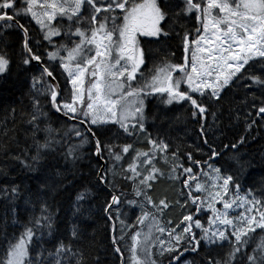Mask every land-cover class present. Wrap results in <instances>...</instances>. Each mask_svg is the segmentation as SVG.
Returning a JSON list of instances; mask_svg holds the SVG:
<instances>
[{"label":"snow or ice","instance_id":"6c2138e0","mask_svg":"<svg viewBox=\"0 0 264 264\" xmlns=\"http://www.w3.org/2000/svg\"><path fill=\"white\" fill-rule=\"evenodd\" d=\"M18 3L21 5L19 8ZM182 3L184 6L180 12L173 13L169 0H0V21L4 22L0 27H12L14 22L24 33L23 47L28 55L22 63L29 65L35 61L42 64L41 55L29 46L28 28L17 19L30 16L39 26L43 40L53 45L54 50L47 52L48 59L59 61L71 84L70 100L58 102L59 86L44 84L45 77L55 79L48 67H41L39 76L32 77L36 95L32 97L31 110L20 113L22 122L30 127L24 133L26 146L15 136L10 137L20 149L19 154L10 158L24 169L34 170V165L44 158V153L61 144V140L52 136L58 130L47 124L41 127L48 113L39 97L46 95L57 113L78 120V124L68 129L64 137L72 133L81 138L80 144L92 145L93 155L100 160H104L107 154L111 162L108 170L105 172L103 166H97L96 178L100 184H114L119 169L123 173L121 178L133 184L135 196H142L147 204L163 215L164 210L170 207L168 201L161 199L157 204L147 195L153 183L165 175L156 167L157 157L169 165V179L185 177L182 184L189 189L188 199L181 207L185 208L190 202L195 211L183 215L174 226L168 220L167 227L156 215L143 212L137 217L141 230L130 237L129 264H157L154 257L165 254L170 256L169 264H181L183 253L197 251L201 241L219 247H223L225 242L229 245L223 259H210L208 264H239L238 256L244 264H264V236L251 247L250 252L247 251L257 230L264 233V193L258 197L249 189L242 195L234 176L222 174L221 168L210 162L221 155L215 148L209 146L210 155L203 161L195 160L191 153H187L186 159L192 166L185 167L178 156L179 149L171 152L169 164V144L158 136L152 138L149 135L146 142L150 147L142 151L134 149L130 143L102 141L92 127L100 128L112 123L128 137L145 134V100L152 95H159L163 103L169 105L184 101L190 104L194 118H204L209 108L201 98L219 101L222 92L233 83L243 79L264 90V0H182ZM8 10H12L11 15ZM182 14H194L199 25L192 32H184L183 62L171 63L165 59L150 69L147 77L143 76L140 70L145 64V51L140 46L141 38H155L157 41L162 37L168 38L169 21L175 25L174 17ZM53 37L62 42L53 44ZM62 52L66 55H61ZM258 63L261 65L260 74H251L249 69ZM9 66L10 59L6 54H0V75L6 74ZM38 83L42 85L43 92L36 88ZM182 84L186 85L184 90H181ZM212 115L215 117V112ZM256 115L264 117V99ZM9 119L15 127V108L0 121L4 127L3 136L14 131V128L7 127ZM201 128L203 132V126ZM41 132L45 133L43 140L38 136ZM243 142L242 137L238 143ZM204 143L207 145V140ZM80 144L70 145L64 154L65 159H79L77 149ZM230 147L236 149L237 144ZM10 148L9 143H0V153H10ZM224 148L228 149L229 145H224ZM130 150L135 151V155L125 168L122 162ZM201 164L206 165L208 171L201 168L199 173H194L193 167ZM109 174L112 179H109ZM200 176L205 178L204 183L200 182ZM0 191L5 195L9 193L7 187ZM193 191L197 194L193 195ZM10 192L15 198L18 186L13 185ZM89 193L87 188L78 192L76 202L86 199ZM119 204L120 197L112 194L104 210L108 212ZM217 204L222 207L218 208ZM205 210L211 213L207 226L197 218ZM39 211V216L33 215L21 225L23 230L18 236L7 241L3 255H0V264H86L84 253L74 248L71 242L60 241L54 250L41 246L43 230L46 228L48 234H52L53 215L45 202L40 203ZM149 220L151 223L147 224L145 231L143 226ZM194 229L200 231L199 239ZM37 232L41 233L39 237ZM165 233L167 240L161 238ZM71 235L78 239L75 226ZM112 244L115 253L122 258L116 237L112 238Z\"/></svg>","mask_w":264,"mask_h":264},{"label":"trees","instance_id":"16d2710c","mask_svg":"<svg viewBox=\"0 0 264 264\" xmlns=\"http://www.w3.org/2000/svg\"><path fill=\"white\" fill-rule=\"evenodd\" d=\"M169 3L173 13L180 12L184 6L182 0H169ZM17 7L21 5L18 3ZM8 14L11 15L12 10H8ZM17 19L28 28V33L32 34V38L29 39L32 47L34 41L43 43L42 35L36 32L29 18L20 16ZM174 19L176 20L175 25L169 21L167 30L170 31V35L168 38L162 37L158 41L155 38H141L140 46L145 51V64L141 67L143 76L147 77L149 70L155 65H160L165 59L171 63L183 62L182 37L184 32L186 30L192 32L199 25L194 14H182ZM3 24L4 22L0 26ZM23 40V34L15 23L12 27H0V54H6L10 59L9 70L6 74L0 75V121H3L11 109H16L15 127L11 119L7 121V127L14 128V131L3 136L4 127L0 123V143L7 142L11 145L10 153H0V189L4 187L9 189L7 195L0 191V255H3L7 241L14 239L23 230L21 225L27 223L31 216L41 214L40 203L45 202L53 215V227L51 235L48 234L46 228L43 230L40 244L44 249L54 250V246L60 241L66 244L71 242L74 248L84 253L86 264H121V259H123V264H129L130 237L135 231L141 230L142 226L137 223V217L143 212L156 215L167 227L168 220H171L174 226L183 215L195 211L190 202L185 208L181 207L188 199L189 189L184 188L182 184L185 177L181 176L179 180L169 179V165L164 164L157 157L156 167L161 169L165 175L153 183L147 195L151 196L157 204L161 199L168 201L170 207L164 210L163 215L147 204L142 196H135L133 184L121 178L123 173L119 169H117L119 174L115 177L114 184H100L96 176L97 166L101 164L93 155L94 147L88 143L80 144L81 138L75 137L72 133L64 137V133L74 123L67 122L55 114L50 98L46 95L39 97L44 111L48 113L41 127L47 124L52 129L58 130L54 131L52 136L56 140H61V144L54 145L53 151L44 153V158L34 165V170L24 169L19 162L12 160L10 156L19 154L20 149L15 146L14 141L10 140V137L15 136L16 140L26 146L24 145V133L29 131L30 127L22 122L20 113L31 110L32 97L36 95L35 89L32 88V77L40 74L37 63L32 62L29 65L22 63L27 56ZM46 67L53 72L59 82L61 94L59 100H63L65 92L63 88L67 82L63 69L59 65L58 70H55L52 62L48 60ZM260 67L259 63L255 64L249 72L258 75ZM44 84H49L46 77ZM36 88L43 92L41 84L38 83ZM185 88L186 85L182 84L181 90ZM253 96L256 97L255 100ZM262 99H264V90L251 85V81L246 82L242 79L226 88L219 101L213 102L206 97L201 98L202 103L209 108L204 118H194L190 104L184 101L166 104L168 108L165 109L161 97L152 95L151 100L146 99L145 134L138 133L136 136L128 137L118 125L112 123L100 128L92 127L102 141L117 144L130 143L134 149L142 151H147L150 147L146 142L149 135L152 138L158 136L169 144V164L171 163V152L179 149L178 156L185 167L192 166L186 159L187 153H191L195 160H208L209 146H211L221 155L210 162L220 167L222 174L234 176L236 182L240 184L242 195L251 189L259 197L264 193V117L257 116L256 111ZM253 104L256 105L255 108ZM159 109L165 111L161 113ZM213 112L216 114L215 117L212 115ZM253 120L255 123H252ZM248 124L252 126L249 128ZM201 126H203V132ZM81 131H84L83 127ZM38 136L43 140L45 133H38ZM242 137L244 142L238 143ZM205 140L208 142L207 145L204 143ZM76 144H80L77 149L79 159L73 160L72 157L65 159L64 154L68 147ZM231 144H237V148L232 149ZM224 145H229V148L225 149ZM134 155L135 151L132 150L126 155L122 162L125 168L132 162ZM104 159L106 161L104 171L106 172L111 162L108 161L107 154ZM201 168L204 171L207 170V166L201 164L193 167L194 173H199ZM109 179H112L111 174H109ZM13 185L18 186V194L15 198L10 192ZM194 186L193 184L192 188ZM85 188L90 189L89 195L77 203V193ZM112 194L120 197L118 211L115 207L105 212L104 209L110 202ZM196 194L193 191V195ZM128 201L136 203L129 204ZM208 217L209 214L205 211L197 216L205 226ZM149 223H151L150 220L145 222L143 226L145 231ZM74 226L78 231V239H73L71 235ZM194 232L199 239V230L194 229ZM40 235L41 233L37 232V237ZM121 236L124 237L123 240L119 239ZM261 236H264V233L257 230L247 251H251V247L259 242ZM113 237L118 240L117 246L121 248L122 258L114 251ZM184 246L187 247V245ZM228 250L229 245L226 242L223 247H219L201 241L197 251L189 250L183 253L181 264H208L210 259H223ZM44 255L46 256L47 252ZM154 258L157 264H169V254ZM237 259L239 264H244L239 256Z\"/></svg>","mask_w":264,"mask_h":264},{"label":"rangeland","instance_id":"374dc122","mask_svg":"<svg viewBox=\"0 0 264 264\" xmlns=\"http://www.w3.org/2000/svg\"><path fill=\"white\" fill-rule=\"evenodd\" d=\"M27 18H29V20H30V22H31V24H32V26H33V28L36 30V32H37L39 35H42V32H41L39 26L36 25L35 22L31 20V17H30V16H27ZM61 42H62V41H61L59 38L53 37V44H59V43H61ZM50 45L52 46L51 51H53V50H54L53 45H52V44H50ZM61 55H66V53H63V52H62ZM48 61H49V62H55V63H58V64H59V61H58V60H48ZM140 73L142 74V70H140ZM63 74H64V77H65V79L67 80V82H66V84L64 85V88H63V89L65 90V92H64V99H63V100H59V102H64V101H68V100H70V95H71V93H70V90H71V84L69 83V81H68V79H67V73L64 72ZM142 75H143V74H142ZM87 79H88V78H86V85H87ZM139 79H140V75L137 76V80H139ZM151 98H152V96H148L146 99L151 100ZM173 103H174V102H173ZM146 104H147V102H146V100H145V109H146ZM167 105H168V104H167ZM167 105H166L165 103H163V106H164L165 109L168 108ZM156 106H157V104H156ZM159 111H160L161 113H163L165 110H161V109H159ZM206 171H208V169H207ZM199 180H200L201 183H204V182H205V178H204L203 176H201V177L199 178ZM193 188H195V186H194ZM217 207L220 208V207H222V205L217 204ZM205 212H208L209 216L211 215V213H210L209 211L205 210ZM206 226H207V225H206ZM196 230H197V229H196ZM199 232H200V231H199ZM159 235H160V234L157 233V236H159ZM161 238L167 240V234L165 233ZM156 250H158V249H156ZM121 260H122V259H121Z\"/></svg>","mask_w":264,"mask_h":264},{"label":"flooded vegetation","instance_id":"af4514ba","mask_svg":"<svg viewBox=\"0 0 264 264\" xmlns=\"http://www.w3.org/2000/svg\"><path fill=\"white\" fill-rule=\"evenodd\" d=\"M29 35H30L29 36L30 37L29 39H31L32 38V34H29ZM33 38H34V36H33ZM29 46L32 47L30 45V43H29ZM32 48L35 49L33 51H35L36 54L41 55V57H42V65L46 67L47 60H49L48 59V56H47V52L48 51H51L52 46L47 41H43V43L40 42L39 44H37V42L34 41ZM37 66L39 67V69H41V67H42L41 64H38V63H37ZM52 67L55 70H58L59 64L58 63H55V62H52Z\"/></svg>","mask_w":264,"mask_h":264},{"label":"water","instance_id":"95a60500","mask_svg":"<svg viewBox=\"0 0 264 264\" xmlns=\"http://www.w3.org/2000/svg\"><path fill=\"white\" fill-rule=\"evenodd\" d=\"M1 23H3L2 21H0V24ZM14 23V22H13ZM20 23V22H19ZM21 24V23H20ZM21 32H22V34H23V39H24V33H23V31L22 30H20ZM28 36H29V33H28ZM30 38V37H29ZM23 43H24V40H23ZM25 50V49H24ZM25 53H26V55H28L27 54V52H26V50H25ZM33 62H35V61H33ZM35 63H37V62H35ZM41 66L42 67H45V66H43L42 64H41ZM54 76V75H53ZM47 78V80H48V82L49 83H51V84H57L58 86H59V96H58V100H59V98H60V84H59V82L57 81V79L55 78V76H54V80L52 79V78H48V77H46ZM52 107V106H51ZM52 109H53V111H54V113L55 114H57L60 118H62L63 120H65V121H67V122H70V123H74V124H78V120H71V119H69L68 117H65L62 113H57L56 112V110H55V108H53L52 107ZM83 127V126H82ZM84 128V127H83ZM98 159V158H97ZM99 160V162H100V164H101V166H103V168L105 167V165H106V161L105 160H100V159H98ZM119 206V205H118ZM115 207H117V206H114L113 208H115Z\"/></svg>","mask_w":264,"mask_h":264},{"label":"bare ground","instance_id":"6f19581e","mask_svg":"<svg viewBox=\"0 0 264 264\" xmlns=\"http://www.w3.org/2000/svg\"><path fill=\"white\" fill-rule=\"evenodd\" d=\"M97 159V158H96ZM98 160V159H97ZM105 160V159H104ZM99 161V160H98Z\"/></svg>","mask_w":264,"mask_h":264}]
</instances>
